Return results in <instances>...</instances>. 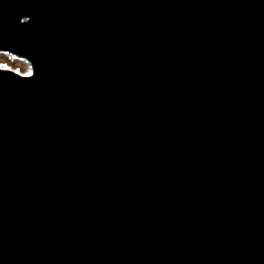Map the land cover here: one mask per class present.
I'll use <instances>...</instances> for the list:
<instances>
[{"label": "water", "instance_id": "water-1", "mask_svg": "<svg viewBox=\"0 0 264 264\" xmlns=\"http://www.w3.org/2000/svg\"><path fill=\"white\" fill-rule=\"evenodd\" d=\"M0 264H264V0H0Z\"/></svg>", "mask_w": 264, "mask_h": 264}, {"label": "rangeland", "instance_id": "rangeland-1", "mask_svg": "<svg viewBox=\"0 0 264 264\" xmlns=\"http://www.w3.org/2000/svg\"><path fill=\"white\" fill-rule=\"evenodd\" d=\"M0 67H9L20 73H27L30 70L29 63L25 60H19L14 58L10 54L0 53Z\"/></svg>", "mask_w": 264, "mask_h": 264}]
</instances>
